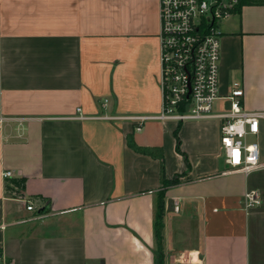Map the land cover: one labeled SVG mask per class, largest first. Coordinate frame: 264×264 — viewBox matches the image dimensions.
Returning <instances> with one entry per match:
<instances>
[{
	"label": "crops",
	"instance_id": "crops-1",
	"mask_svg": "<svg viewBox=\"0 0 264 264\" xmlns=\"http://www.w3.org/2000/svg\"><path fill=\"white\" fill-rule=\"evenodd\" d=\"M159 9L0 0V264H156L161 162L130 138L161 150L166 179L179 180L165 189V264L197 253L203 264H264V169L223 174L220 121L149 119L135 131L131 118L163 109ZM219 31L215 114L229 110L235 82L244 108L264 114V5L241 7ZM263 138L264 119L253 139ZM13 180L23 181L17 198ZM250 192L260 206L244 204Z\"/></svg>",
	"mask_w": 264,
	"mask_h": 264
},
{
	"label": "built area",
	"instance_id": "built-area-1",
	"mask_svg": "<svg viewBox=\"0 0 264 264\" xmlns=\"http://www.w3.org/2000/svg\"><path fill=\"white\" fill-rule=\"evenodd\" d=\"M240 0H160V73L163 109L156 117H133L136 132L149 119L183 123L214 118L220 121V149L227 170L223 174L248 176L264 169L259 143L264 114L249 112L243 106L244 90L232 85L227 97L229 110L215 114L220 99L219 76L221 33L219 25L238 13ZM79 112L81 110H78ZM0 112V127L5 122ZM14 176L4 171L7 182ZM263 203L258 192L244 196L248 208ZM27 210L34 211L26 201ZM175 211L179 207L175 206ZM180 262L203 264L200 255L183 256Z\"/></svg>",
	"mask_w": 264,
	"mask_h": 264
},
{
	"label": "trees",
	"instance_id": "trees-1",
	"mask_svg": "<svg viewBox=\"0 0 264 264\" xmlns=\"http://www.w3.org/2000/svg\"><path fill=\"white\" fill-rule=\"evenodd\" d=\"M245 5H264V0H240L238 11L241 9V7ZM178 133H179V129L175 131V136L177 139V149L179 152H181L180 151V139H179ZM128 144L136 152L141 153V154H147L155 159L160 160L161 162L162 187L164 189H162V191L158 193V197L156 201L154 232H155V237H156V242H157L156 264H165L164 254H163V235H162V232L164 229V215H165V189L170 186L178 185L179 180H178V177L173 178L171 180L166 179L165 177V158L161 150H151V149L138 147L136 146L132 138L128 140ZM11 185H14L16 187H22L23 181H17V180L10 181L7 185L8 190H11L10 189Z\"/></svg>",
	"mask_w": 264,
	"mask_h": 264
},
{
	"label": "rangeland",
	"instance_id": "rangeland-1",
	"mask_svg": "<svg viewBox=\"0 0 264 264\" xmlns=\"http://www.w3.org/2000/svg\"><path fill=\"white\" fill-rule=\"evenodd\" d=\"M260 142V149H261V151L264 153V138H263V140H261V141H259ZM10 189H12L11 191H10V194L12 195V196H14V197H20V195H21V187H16V186H14V185H11L10 186Z\"/></svg>",
	"mask_w": 264,
	"mask_h": 264
},
{
	"label": "water",
	"instance_id": "water-1",
	"mask_svg": "<svg viewBox=\"0 0 264 264\" xmlns=\"http://www.w3.org/2000/svg\"><path fill=\"white\" fill-rule=\"evenodd\" d=\"M169 204H171V203H169Z\"/></svg>",
	"mask_w": 264,
	"mask_h": 264
}]
</instances>
